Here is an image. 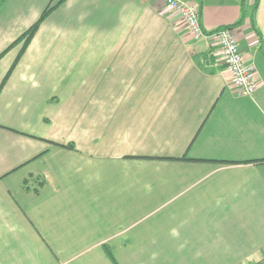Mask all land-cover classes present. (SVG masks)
Returning a JSON list of instances; mask_svg holds the SVG:
<instances>
[{
	"label": "crops",
	"instance_id": "crops-1",
	"mask_svg": "<svg viewBox=\"0 0 264 264\" xmlns=\"http://www.w3.org/2000/svg\"><path fill=\"white\" fill-rule=\"evenodd\" d=\"M56 1L0 0V52ZM187 1L252 96L160 0H63L0 58V264H264V0Z\"/></svg>",
	"mask_w": 264,
	"mask_h": 264
},
{
	"label": "built area",
	"instance_id": "built-area-1",
	"mask_svg": "<svg viewBox=\"0 0 264 264\" xmlns=\"http://www.w3.org/2000/svg\"><path fill=\"white\" fill-rule=\"evenodd\" d=\"M165 8L177 13L184 22L186 31L194 39L209 38L217 49L222 61L230 72L231 87L234 93L252 96L259 87L255 65L248 60L239 48L237 39L230 27L205 32L199 24V6L187 0H160Z\"/></svg>",
	"mask_w": 264,
	"mask_h": 264
},
{
	"label": "trees",
	"instance_id": "trees-1",
	"mask_svg": "<svg viewBox=\"0 0 264 264\" xmlns=\"http://www.w3.org/2000/svg\"><path fill=\"white\" fill-rule=\"evenodd\" d=\"M63 0H57L54 3H49L40 13L39 17L37 18V20L32 23L28 28H26L13 42H11L2 52H0V58L3 56V54L11 47L21 43L20 45V49H19V53L15 58L14 63L11 65V67L9 68L8 72L6 73L1 86L3 85V83L5 82L10 70L12 69V67L15 65V63L17 62V60L19 59V57L21 56V54L24 52V50L27 48L29 42L31 41L33 35L35 34L37 28L39 27V24L49 15V13L54 10ZM198 6H200L199 3H197ZM225 27H229V26H225ZM223 28V27H221ZM219 29V28H217ZM216 30V29H215ZM69 147H73V144L70 143L68 144Z\"/></svg>",
	"mask_w": 264,
	"mask_h": 264
}]
</instances>
